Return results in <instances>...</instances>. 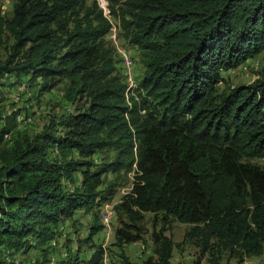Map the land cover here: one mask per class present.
<instances>
[{
    "label": "trees",
    "instance_id": "1",
    "mask_svg": "<svg viewBox=\"0 0 264 264\" xmlns=\"http://www.w3.org/2000/svg\"><path fill=\"white\" fill-rule=\"evenodd\" d=\"M111 1L129 44L145 52L139 86L152 103L140 109L134 96L127 103L129 86L106 46L112 24L97 2L16 0L4 15L0 0V86L27 77L41 95L67 80L86 102L17 138L21 113L0 110V264H30L16 259L34 250L43 258L34 264H105L97 219L57 261L53 242L66 220L114 199L118 182L107 175L134 166L131 193L116 208L122 264H134L126 246L142 241L146 213L161 227L151 235L155 256L141 264H172L174 222L190 226L194 264L262 255L264 166L253 160L264 159V69L236 87L223 72L264 54V0Z\"/></svg>",
    "mask_w": 264,
    "mask_h": 264
},
{
    "label": "rangeland",
    "instance_id": "2",
    "mask_svg": "<svg viewBox=\"0 0 264 264\" xmlns=\"http://www.w3.org/2000/svg\"><path fill=\"white\" fill-rule=\"evenodd\" d=\"M15 1L16 0H2L4 15H9L11 13ZM120 1L121 3L123 2V0ZM93 2H97L98 7L104 10L105 16L112 24L110 34L105 38L106 46L108 50L114 49L115 62L117 61L119 64L118 70H120H117L116 74L120 77L122 83L127 82L126 84L129 86L127 88L128 95L126 99L128 105L133 106L132 96L137 100L139 109L144 103H152V99L149 98L147 93L142 91L139 86L146 70L144 66L145 52L129 44L122 23L119 21V18L113 16L111 13V0H89L90 5H92ZM6 58L7 52L1 50L0 60H5ZM120 58L122 62L119 61ZM262 69H264V54L248 60L246 64L241 65L237 69L224 71L223 76L225 77L227 86L236 87L241 84L250 85L261 77ZM124 75L128 78H125ZM28 80L29 78L27 77H23L19 80L18 78L12 80L8 79L5 82L6 87L0 86V110H2L3 116L8 117L15 112L21 113L18 119L19 126L17 127L15 138H17L18 134H24L26 131V133L32 135L38 130H41L52 116L60 117L68 113H77V111L82 110L86 105L85 100H81L79 95L75 94L74 91L70 92V83L67 80L62 82L51 92L41 95H39V89L29 86ZM143 113H145V111H141V114ZM107 154L110 158L115 157L114 151L107 152ZM101 157L102 156L99 154L95 155V159L98 161ZM253 162L260 166H264V159L256 158ZM136 172L137 167L134 166L130 172H122L119 176L111 173L107 175L109 181L114 180L118 182V190L114 199L101 207L94 208L91 212L79 211L74 215L73 219L66 220L62 228L63 235L54 239L53 242L54 245L58 244L57 250L54 253L55 255H53V261H57L58 257L65 255L68 248L67 246L73 248V251H77L80 242L89 236V231L95 225V220L97 219L103 229L94 237V244L96 246L101 245L105 249V264L123 263V258L119 254L117 247L120 245L115 238L117 230L122 228L119 221L120 215L116 213L114 219V216H112L110 222H106V214L110 212V207L116 209L117 206L124 201L125 197L130 195L136 180ZM77 178L78 182L82 180L81 175H77ZM71 189H73V187ZM143 216L145 219L142 223L144 227L142 241L130 244L126 247L125 251L130 262L134 264H141L148 258L155 256V247L151 235L155 229L158 231L161 227L159 223L156 225L153 214L146 213L143 214ZM161 217L160 215V219ZM74 222L77 223L76 226H74ZM189 228L190 226L188 225L174 222L172 224V229L167 232V234L172 237L175 245H177L174 251L172 264H194L196 260L199 250L191 242L184 241L185 233ZM81 251L83 252L82 257L84 258L89 257L93 253L90 249V245H83ZM41 255L39 250H34L31 254L22 255V257L16 259V261L19 263L21 260H27L30 261V264H34L38 263L39 259H43ZM40 256L41 258H39ZM208 261L209 257L207 256L203 264H208ZM219 264H264V253L260 256L246 258L243 262L231 258L227 253H224L220 258Z\"/></svg>",
    "mask_w": 264,
    "mask_h": 264
},
{
    "label": "built area",
    "instance_id": "3",
    "mask_svg": "<svg viewBox=\"0 0 264 264\" xmlns=\"http://www.w3.org/2000/svg\"><path fill=\"white\" fill-rule=\"evenodd\" d=\"M9 139V138H8ZM115 215V212L112 207H110V212L106 214V222H110L111 217Z\"/></svg>",
    "mask_w": 264,
    "mask_h": 264
},
{
    "label": "clouds",
    "instance_id": "4",
    "mask_svg": "<svg viewBox=\"0 0 264 264\" xmlns=\"http://www.w3.org/2000/svg\"><path fill=\"white\" fill-rule=\"evenodd\" d=\"M114 210V212H115V215H114V217H113V219L116 217V209H113ZM113 221V220H112ZM127 246H129V245H127ZM126 246V247H127ZM105 250V249H104ZM105 256H106V254H105ZM104 262H105V259H104Z\"/></svg>",
    "mask_w": 264,
    "mask_h": 264
}]
</instances>
